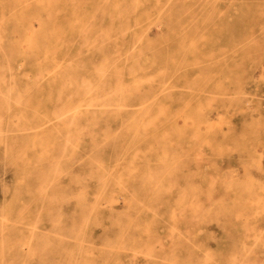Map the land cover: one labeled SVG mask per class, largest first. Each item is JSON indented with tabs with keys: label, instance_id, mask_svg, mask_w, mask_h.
Segmentation results:
<instances>
[{
	"label": "rangeland",
	"instance_id": "374dc122",
	"mask_svg": "<svg viewBox=\"0 0 264 264\" xmlns=\"http://www.w3.org/2000/svg\"><path fill=\"white\" fill-rule=\"evenodd\" d=\"M0 264H264V0H0Z\"/></svg>",
	"mask_w": 264,
	"mask_h": 264
},
{
	"label": "bare ground",
	"instance_id": "6f19581e",
	"mask_svg": "<svg viewBox=\"0 0 264 264\" xmlns=\"http://www.w3.org/2000/svg\"><path fill=\"white\" fill-rule=\"evenodd\" d=\"M69 82V81H68ZM213 180V179H212ZM215 182V181H214ZM215 185H216V183H215ZM213 188H214V185H213Z\"/></svg>",
	"mask_w": 264,
	"mask_h": 264
}]
</instances>
